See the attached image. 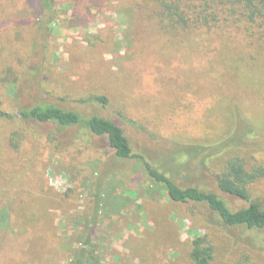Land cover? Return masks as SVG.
<instances>
[{
	"label": "rangeland",
	"instance_id": "rangeland-1",
	"mask_svg": "<svg viewBox=\"0 0 264 264\" xmlns=\"http://www.w3.org/2000/svg\"><path fill=\"white\" fill-rule=\"evenodd\" d=\"M120 1L55 0L48 29L40 0H0V109L14 117L0 118V264H74L95 221L84 264H194L197 237L209 264H264V229L171 201L143 165L234 210L264 208V177L247 202L214 179L232 158L264 167V23L223 14L177 32L155 6ZM46 102L115 121L135 157L83 125L21 118Z\"/></svg>",
	"mask_w": 264,
	"mask_h": 264
},
{
	"label": "trees",
	"instance_id": "trees-1",
	"mask_svg": "<svg viewBox=\"0 0 264 264\" xmlns=\"http://www.w3.org/2000/svg\"><path fill=\"white\" fill-rule=\"evenodd\" d=\"M54 1L40 0L38 23L41 27L50 29V25L46 24L52 21L50 15L54 11ZM121 4L122 7L124 4L155 6L154 15H157L158 20L161 23H169L177 32L184 31V29H191L190 32H195L205 27L210 29L220 22L223 14L229 16L223 20L224 24H228L231 19L237 17H241L251 24L262 25L264 23V0H123ZM98 100L105 102L103 98H98ZM19 114L23 119L39 123H52L59 128L83 125L93 135L104 138L107 146L117 158L131 159L135 157L123 129L111 119L98 115L84 118L72 108H64L47 102L23 108ZM0 118L13 119L14 117L0 109ZM143 165L150 181L160 186L171 201L185 205H203L215 213L228 227L264 229V208L261 203L250 201L247 206L234 210L226 200L215 192L204 191L195 186L182 188L148 162L144 161ZM263 177V166L247 170L239 158L228 160L221 173L214 175L217 187L222 193L246 202L250 198L248 186ZM95 229L96 221L89 227V234L81 244L78 258L74 264L85 263L88 251L92 246L91 239ZM190 258L194 264L210 263L213 258V247L205 237H197L193 240Z\"/></svg>",
	"mask_w": 264,
	"mask_h": 264
}]
</instances>
